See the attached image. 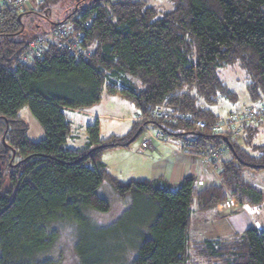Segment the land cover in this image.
I'll return each instance as SVG.
<instances>
[{"label":"trees","instance_id":"1","mask_svg":"<svg viewBox=\"0 0 264 264\" xmlns=\"http://www.w3.org/2000/svg\"><path fill=\"white\" fill-rule=\"evenodd\" d=\"M62 1L40 0L38 10L7 5L1 11L0 264H16L48 246L46 228L58 220L83 226L76 252L81 264H93V240L113 238L115 227L128 218L150 232L132 264H264V227L214 239L190 235L193 204L208 211L231 198L251 207L264 202V192L245 177L247 168L264 169V143L253 144L251 153L229 134L197 127L219 120L211 108L219 96L235 98L219 78V67L238 62L249 76L250 99L264 97V0H170L172 9L160 15L145 0H76L69 16L51 22H71L64 38H24V14L42 11L47 17ZM39 36L40 55L22 61ZM103 93L126 98L141 123L132 121L124 134L99 137L96 121L86 127V145L68 147L66 111L83 110ZM23 106L42 128L37 140L27 135L19 115ZM158 107L166 117L151 119ZM148 125L183 139L199 154L209 145L227 146L230 157L217 162L219 182L200 188L188 174L176 185L161 177L123 181L111 174L101 153L129 145ZM256 132L246 127L245 143ZM104 181L119 199L131 194L133 201L116 223L94 232L82 212L109 210L98 194Z\"/></svg>","mask_w":264,"mask_h":264},{"label":"rangeland","instance_id":"2","mask_svg":"<svg viewBox=\"0 0 264 264\" xmlns=\"http://www.w3.org/2000/svg\"><path fill=\"white\" fill-rule=\"evenodd\" d=\"M39 1L31 0L27 7L15 9L20 12L31 9L38 10L40 8ZM145 1L156 9L158 15L173 7L170 0ZM79 3L91 4L92 0H81ZM75 7L76 0H63L52 7L51 13L49 12L47 17L43 15L42 11L40 14H38L39 12L24 14L22 20L25 23V32L27 31L28 33L26 34L28 36H24V38L32 35H43L49 39L53 36L52 32L58 25L66 26L68 31L71 27L70 21L54 26L51 22L63 21ZM217 74L227 88L235 94V98L231 100L219 96L217 102L211 106L212 110L218 114L219 120L227 118L231 114L244 111L246 108L256 107L264 102V97L257 101L250 99L246 90L249 76L238 62L219 67ZM133 110V105L126 98L118 94L103 93L99 102L83 110L66 111L71 122V133L67 138L66 145L70 148L86 145L88 141L86 127L96 121H98L99 126V137H105L110 134H124L132 126V121L137 124L142 121V116H139V114H136L132 120L125 119V117L132 114ZM19 115L26 123L27 135L33 140L41 138L43 135L42 128L32 116L29 108L27 106L21 107ZM256 128L257 132L250 143H245V141L240 139L244 135L246 127L240 131L239 136L231 137L239 141L246 150L254 153L253 144L264 143V123L257 125ZM156 129L155 126L148 125L130 144L134 146L139 145L147 135L151 137V132L155 133L154 138L160 139L163 132ZM156 134L158 136H155ZM169 139L174 141L183 140L172 136H169ZM148 146L149 141H147V146L145 147ZM142 147L145 148L144 146ZM226 153L225 147L222 146L220 151L221 158H226ZM103 158L109 164L115 165L116 163H121V158L124 157L121 154V148L116 146L105 149L101 153L102 161H104ZM245 177L264 192V169L247 168L245 170ZM98 194L107 199L110 205L109 210L99 212L89 208L84 209L82 212L90 229L94 232L116 223L129 210L133 201L131 194H128L125 201L119 199L107 181H104L99 187ZM57 222V224L56 222L49 224L46 228V238L51 239L50 244L38 252L29 255V257L21 259L16 264H81L76 252V244L83 231V226L68 220H58ZM248 226L264 227V202L258 207H251L240 205L235 200V204L229 208L225 207L223 202H221L220 204L217 203L214 210L208 211H200L196 208L195 204L192 205L190 235L193 240L203 239L204 237H226L234 232H241ZM115 228L116 231H113V238L106 239L105 242L99 238L93 240L95 250L92 257L93 264H127L128 261L129 264H132L133 259L138 253L139 245L144 238L150 235L148 227L145 229L143 224L131 218H128L121 226L117 225Z\"/></svg>","mask_w":264,"mask_h":264},{"label":"crops","instance_id":"3","mask_svg":"<svg viewBox=\"0 0 264 264\" xmlns=\"http://www.w3.org/2000/svg\"><path fill=\"white\" fill-rule=\"evenodd\" d=\"M136 114L134 108L132 114L125 119L132 120ZM154 134L151 132V137L147 135L143 140L149 141L148 147H142L143 141L135 146L131 144L119 146L124 157L121 158V163L111 165L103 158V162L110 173L121 180L161 177L173 185L178 184L183 176L188 174L196 178V183L202 182L201 185L197 184L200 188L219 182L217 162L221 159V155L214 158L206 154H199L190 150L182 141L170 140L169 136L164 134L160 139H156ZM240 139L245 141V135L241 136ZM225 149L227 151L225 156L227 155L226 158H229V148L225 146ZM204 238L214 239L213 237Z\"/></svg>","mask_w":264,"mask_h":264},{"label":"built area","instance_id":"4","mask_svg":"<svg viewBox=\"0 0 264 264\" xmlns=\"http://www.w3.org/2000/svg\"><path fill=\"white\" fill-rule=\"evenodd\" d=\"M31 0H0V18L2 16V8L4 6H11L13 8H23L27 7ZM53 34L60 38H64L67 34L66 26L58 25L57 28L53 30ZM44 43L43 36L37 37L35 41H32L26 47L25 53L23 55L22 61L29 59V57L33 55H40L42 46ZM73 48H76L75 43H72ZM165 118L166 112L163 108L158 107L153 110L151 119L157 118ZM264 123V102L260 103L256 107L246 108L244 111L234 113L233 115H229L227 118L218 120L215 123L206 125L204 122H198V128H205L209 130L211 133H219L229 134L232 137H236L240 135V131L244 129V127H257L259 124ZM155 136H158L156 134ZM142 146H147V141L142 143ZM220 149L216 148L214 145H209L208 150L204 153L211 157L216 158L220 155ZM198 185H201L202 182L198 181ZM235 200L233 198L228 199L223 203L225 207H230L234 204Z\"/></svg>","mask_w":264,"mask_h":264},{"label":"water","instance_id":"5","mask_svg":"<svg viewBox=\"0 0 264 264\" xmlns=\"http://www.w3.org/2000/svg\"><path fill=\"white\" fill-rule=\"evenodd\" d=\"M224 140H226V138H224Z\"/></svg>","mask_w":264,"mask_h":264}]
</instances>
